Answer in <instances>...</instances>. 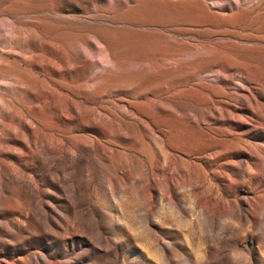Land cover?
<instances>
[{
	"label": "rangeland",
	"instance_id": "1",
	"mask_svg": "<svg viewBox=\"0 0 264 264\" xmlns=\"http://www.w3.org/2000/svg\"><path fill=\"white\" fill-rule=\"evenodd\" d=\"M0 264H264V0H0Z\"/></svg>",
	"mask_w": 264,
	"mask_h": 264
}]
</instances>
